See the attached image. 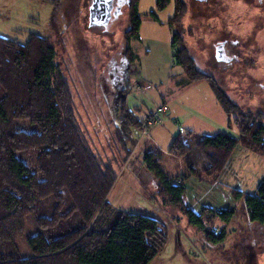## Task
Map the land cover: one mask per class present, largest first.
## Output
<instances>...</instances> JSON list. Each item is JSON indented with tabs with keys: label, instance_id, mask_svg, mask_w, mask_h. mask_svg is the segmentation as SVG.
I'll use <instances>...</instances> for the list:
<instances>
[{
	"label": "rangeland",
	"instance_id": "1",
	"mask_svg": "<svg viewBox=\"0 0 264 264\" xmlns=\"http://www.w3.org/2000/svg\"><path fill=\"white\" fill-rule=\"evenodd\" d=\"M183 1L186 13L177 26L171 27L174 0L163 10H158L157 0H138L140 33L131 45L137 58L134 65H129V87L124 91L117 90L112 77L116 71L113 64L123 69V62L127 61L124 34L130 27L128 5L122 7L121 15L104 31L88 27L90 0H0V35L23 44L36 34L49 37L55 44L56 63L71 88L77 121L93 151L103 162L113 164L120 176L110 196L111 202L116 209L158 219L167 231L168 242L151 264H264V226L249 224L245 205L234 192L250 195L257 188L264 176L263 154L248 150L239 142L228 164L216 177L220 180L217 184L211 187L212 178L192 181L185 178L187 193L193 197L211 187L201 198L204 200L198 203L196 212L208 206L215 210H234L229 224L216 219L205 224L216 234L226 226L225 241L213 245L147 183V171L140 165L144 141L136 145L139 147L128 163L135 141L125 140L129 153L117 139V122L123 137L127 129L134 140L144 137L142 132L127 128L122 119L120 104L122 97H126L135 119L146 120L148 115L158 119L149 130L156 136L164 134L163 127L169 126L175 132L176 126L181 129V125H187L188 129L196 127L198 134L224 132L239 141L241 137L235 125H218L216 117L208 115L209 110L213 112L207 107L213 98L209 80L241 112L264 116V0ZM175 32H180L195 69L202 76L196 82H190L188 75L173 61L171 42ZM224 39L228 41V55L235 56L232 62L221 63L214 57L215 45ZM166 107L169 111L163 113ZM201 107H207L204 117L196 111ZM169 136V132L165 134L166 138ZM166 145L164 139L160 146ZM169 163L171 172L168 173L177 177L178 161ZM134 177L138 182H134ZM26 224L27 234L35 232L31 221ZM17 244L28 253L25 237H20Z\"/></svg>",
	"mask_w": 264,
	"mask_h": 264
},
{
	"label": "trees",
	"instance_id": "2",
	"mask_svg": "<svg viewBox=\"0 0 264 264\" xmlns=\"http://www.w3.org/2000/svg\"><path fill=\"white\" fill-rule=\"evenodd\" d=\"M170 1L157 0L158 10ZM137 3L128 0L130 27L124 40L129 64L137 58L130 48V40L138 39L140 32ZM174 4L171 27L186 13L183 0ZM172 39L173 61L190 82L201 79L180 32ZM56 57L49 37L34 34L19 44L0 35V264H151L168 242L167 231L158 219L116 209L107 201L119 175L88 143ZM209 82L228 116L227 126L235 125L241 139L192 130L175 135L168 151L185 166L181 180L160 169L164 153L155 147L143 151L142 163L157 195L200 229L207 243L217 245L227 238L226 226L216 234L205 224L215 219L229 224L234 210L202 207L196 212L185 202V178H212L214 183L239 142L264 155V116L241 112L215 82ZM120 108L127 128L142 132L145 120L135 119L126 97ZM121 128L117 122V139L129 152L126 141L134 138L128 129L124 138ZM234 192L249 221L264 226V176L254 193ZM27 221L35 232L27 234ZM20 237H25L28 253L18 246Z\"/></svg>",
	"mask_w": 264,
	"mask_h": 264
},
{
	"label": "crops",
	"instance_id": "3",
	"mask_svg": "<svg viewBox=\"0 0 264 264\" xmlns=\"http://www.w3.org/2000/svg\"><path fill=\"white\" fill-rule=\"evenodd\" d=\"M140 33V32H139ZM132 40H134V39H132ZM132 40H130V48H131V51L134 53V55H136L137 56V53L136 52H134L133 50H132ZM136 60V59H135ZM129 65H134V62H133V64H129ZM129 65H128V69H129ZM128 74V73H127ZM129 75V74H128ZM129 79V78H128ZM130 80V79H129ZM192 82H196V81H192ZM209 86H210V84H209ZM210 90H211V93H213V91H212V89H211V86H210ZM209 105L207 106V107H209L213 112H211L210 110H209V113H208V115H210V116H212L213 117V115H214V117H216V119H215V121H216V124H218V125H221V126H226L227 127V123H228V116L227 115H225V113H224V111H223V109H222V107H221V105L218 103V101H217V99H216V96H215V93H213V98L210 100V102L208 103ZM207 107H201V109H197L196 111H198L199 113H200V115L202 116V117H204V114H205V112H204V110H206V108ZM169 111V109H168V107H166V109L163 111V113H167ZM213 114V115H212ZM140 120V119H139ZM141 121H143V120H141ZM185 124V123H184ZM178 125V124H177ZM182 126V127H181ZM180 126V128L181 129H179L177 126L175 127L176 128V130H175V132H172V130L170 131V129H169V126H168V128L167 127H163V126H160V127H163V128H161L163 131H164V134H162V133H160V134H157V136L155 135V133H152L151 131L149 132V135L148 136H144V137H146V138H142V139H140V138H137L138 139V141H137V139H135V140H133V141H135L134 143V146L132 147V149L130 150V154H129V158H128V163L132 160V157L134 156V154H135V151L138 149V147L136 146L138 143H140V141L142 142V141H144V144H143V146L141 147V149H140V152H141V158H140V162L142 163V157H143V151L145 150V149H150V148H153V147H155V148H157L158 150H160V151H163V153H164V158H163V160H162V163L160 164V169L164 172V173H166L167 175H169L170 176V173H168V172H171L170 171V169H169V161H173L174 159H176L177 161H178V165H177V169L178 170H180V172H178L179 174H178V177H179V180H181V178H180V176H182L183 174H184V170H185V166H184V164H183V162L178 158V157H176L175 155H171L170 153H169V151H168V149H169V147H170V145H171V143H172V138L175 136V135H177L178 133H183V131H185V130H192V131H196V130H194V129H197L196 127H191V129H188L189 127L187 126V125H181ZM217 127V126H216ZM179 130H178V129ZM212 128H214V127H212ZM169 132V137H165V134L166 133H168ZM205 133V132H204ZM204 133H201V134H203V135H205ZM151 134H153V136L151 135ZM125 137V136H124ZM150 140V142H149V140ZM167 140V145H166V147H161L160 146V144H161V142L163 141V140ZM165 154H167V155H165ZM166 157H168V158H166ZM141 165V169L143 170L144 169V164L142 163V164H140ZM169 170V171H168ZM182 174V175H181ZM197 178V177H196ZM192 179H195V177H189L187 180H190V181H192ZM197 179H199V178H197ZM196 180V179H195ZM199 180H201V179H199ZM119 181H120V176H118V179H117V181H116V183L114 184V186H113V189L110 191V193L108 194V196H107V201H109L113 206H114V204L111 202V198H110V196H111V194L114 192V190H115V188L118 186V183H119ZM220 180L219 179H216L215 181H214V183L211 185V187L214 185V184H217L218 182H219ZM134 182L136 183V182H138V179L136 178V177H134ZM185 182H187V181H185ZM184 182V183H185ZM148 184L149 185H153V187L155 188V185H154V182H153V178L151 177V179L149 180V182H148ZM186 184V183H185ZM260 184V183H259ZM211 187H208L207 189H206V191L204 192V194H202V195H200V196H197V198L196 197H193L192 195H189L188 193H187V190H186V193H185V195H186V197H185V202H186V204H187V206H189L190 208H194V210L196 211V208H197V206H198V203H201L204 199H201V198H203V196L204 195H206V193H207V191L211 188ZM255 191V190H254ZM254 191H252L253 193H254ZM115 207V206H114ZM208 207H210V206H208ZM211 208H213V207H211ZM214 209V208H213ZM183 219H184V217L183 216H181Z\"/></svg>",
	"mask_w": 264,
	"mask_h": 264
},
{
	"label": "water",
	"instance_id": "4",
	"mask_svg": "<svg viewBox=\"0 0 264 264\" xmlns=\"http://www.w3.org/2000/svg\"><path fill=\"white\" fill-rule=\"evenodd\" d=\"M124 5H128V0H90L88 5V27L108 31L111 21L121 15ZM220 55L221 49L217 53V56Z\"/></svg>",
	"mask_w": 264,
	"mask_h": 264
},
{
	"label": "flooded vegetation",
	"instance_id": "5",
	"mask_svg": "<svg viewBox=\"0 0 264 264\" xmlns=\"http://www.w3.org/2000/svg\"><path fill=\"white\" fill-rule=\"evenodd\" d=\"M207 1H203V2H207ZM232 44H235V43H232ZM227 46H228V41L226 39H224L223 41L218 42L215 45L214 48H216V50H215L214 57H215V59L218 62L224 63V61L232 62L234 60V57H235L234 55H232V56L228 55ZM220 49H221V55L220 56H217V53H218V51ZM217 58L222 59V60H219ZM123 63H124V68L123 69H121L119 67H116L113 64V66H114L113 68L116 69V71L113 74L112 81H113V83L115 82V84L118 86L117 87V90L118 91L119 90H122V89L124 91L125 88H126V83L128 81V74H127L128 73V67L126 68V65L128 64V62L125 61ZM117 68H119V69L117 70Z\"/></svg>",
	"mask_w": 264,
	"mask_h": 264
},
{
	"label": "built area",
	"instance_id": "6",
	"mask_svg": "<svg viewBox=\"0 0 264 264\" xmlns=\"http://www.w3.org/2000/svg\"><path fill=\"white\" fill-rule=\"evenodd\" d=\"M157 121H158V119H156L154 115H148V117L144 123V128L142 129L143 130L142 135L147 136L148 132H149V128L152 127L153 125H155L157 123ZM249 224H252V223L249 221Z\"/></svg>",
	"mask_w": 264,
	"mask_h": 264
}]
</instances>
